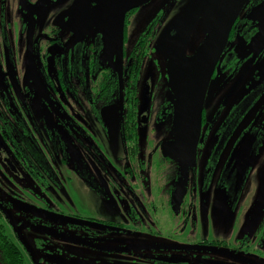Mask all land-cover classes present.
<instances>
[{"label": "flooded vegetation", "instance_id": "af4514ba", "mask_svg": "<svg viewBox=\"0 0 264 264\" xmlns=\"http://www.w3.org/2000/svg\"><path fill=\"white\" fill-rule=\"evenodd\" d=\"M38 1L0 0V212L30 264L36 263L17 228L33 235L37 254L30 248L38 264H250L243 259L261 264L256 257L264 252V210L256 243L249 234L236 248L225 240L189 245L186 239L200 201L211 190L230 208L239 204L244 171L251 169L246 162L264 142V11H258L264 0H248L232 28L208 87L193 156L186 149L165 153L161 148L166 141L189 138L182 118L190 108L179 107L181 91L177 97L166 65L169 99L155 103L156 66L146 61L157 36L156 22L129 47L131 18L141 7L124 14L123 0H68L60 2L65 6L59 11L49 12L58 3L50 0L55 3L46 2L33 13ZM219 6L211 9L212 17ZM119 45L122 91L114 68ZM195 79L197 74L186 75L183 82ZM114 103L125 151L121 168L109 160L93 127L99 123L105 131L101 137L109 139L101 110ZM155 135L160 140L154 141L150 155L157 156V166L169 169L162 186L141 156L143 143H151ZM72 179L79 184L73 190L77 198L85 190L117 214L106 219L95 213L96 206L88 214L57 208L47 191ZM222 248L223 255L210 250Z\"/></svg>", "mask_w": 264, "mask_h": 264}, {"label": "rangeland", "instance_id": "374dc122", "mask_svg": "<svg viewBox=\"0 0 264 264\" xmlns=\"http://www.w3.org/2000/svg\"><path fill=\"white\" fill-rule=\"evenodd\" d=\"M65 1L67 2L68 0H56L55 2L58 3L54 5L51 4L55 2H47L51 5L49 7V12L59 11V9L65 6L63 5ZM202 1L203 0H151L149 3L143 5L131 18L132 23L130 27L129 47L131 45L133 46L137 37L145 31L149 25L156 22L155 27L157 28V36L154 41L153 50H151L150 53L151 58L146 61V65L150 64L149 67L156 66L153 83L154 96H157L155 103L159 98H161L160 102L162 103L169 99L168 83L164 77V68L167 61L171 57L191 54L200 47L206 37L210 22L209 18L206 15H203L195 24L189 38L187 40L184 39V22L192 10ZM48 4L44 5L42 10H44ZM46 11L48 13V9ZM101 118L108 125L106 134H109V139H103L101 137L105 136V131H103L99 123L95 122L93 127L95 131L98 132L97 142L102 146L103 151L109 156V160L116 167L121 168L123 166V161L125 162V151L123 149L121 138L120 115L117 104L114 103L109 107L104 108L103 111L101 110ZM158 140L160 139L156 136L155 140H150L151 143L148 144L147 142H144L142 148L143 155L141 156L142 159L146 160L148 163L150 162L147 166V171L152 166L154 173L151 175L154 174V179L162 186L165 184V182L162 183V180L168 178L169 169L167 165L157 166V156H152V153L150 155V152L155 151L156 148L154 141ZM246 165L248 168L251 167V169L249 171H244L245 186L241 193L239 204L236 207L230 208V206H227V202L224 200L223 196H218L215 191L211 190L209 195H207V198L205 196L204 201H200V212L194 213L195 223L192 226L190 238L186 239L189 245L192 243L194 244L201 239L225 240L229 242V245L236 248L240 243L242 244V241L246 236L245 234L251 236L254 241L253 243L257 242L255 233L258 229L261 218L256 220L252 209L254 201L262 190L264 183V142L259 153L250 156L249 162H246ZM218 173L217 170L213 176L214 183L218 179ZM154 179L151 178L152 181H154ZM63 181H66L65 178ZM63 186L64 187L61 189L57 186L52 187L47 192L56 202L57 208L65 210L66 213L75 214V212H81L88 214V211L94 210L96 206L95 213L99 214L100 217L109 219L112 213L117 214V210L110 204L106 202L103 203L98 198H95V195L90 197L89 192L85 190H82L81 193L83 195L77 198L78 191H76V195L73 194V190L79 187L77 179H72L71 182L68 181ZM69 191V195L65 197ZM72 195H74V197ZM148 197L150 198L152 196L148 195ZM198 197H200V195ZM94 203H97V205H94ZM9 214L18 220L15 211L11 210ZM21 218L24 217L21 216ZM5 227L7 233L16 242L15 239H17V236L16 233L11 230V225L6 222ZM33 231H36L37 233L36 228ZM20 235L37 254V249H35L33 243V235L28 233L24 227L22 228ZM254 247L255 244H253L251 251H253ZM223 250L226 251L224 248L220 251L224 252ZM261 255L262 257H256V261L264 264V252H262ZM215 258L222 259L223 257L216 255Z\"/></svg>", "mask_w": 264, "mask_h": 264}, {"label": "water", "instance_id": "95a60500", "mask_svg": "<svg viewBox=\"0 0 264 264\" xmlns=\"http://www.w3.org/2000/svg\"><path fill=\"white\" fill-rule=\"evenodd\" d=\"M48 1L50 0H39L38 2H36L33 6V13L36 12L42 4ZM150 1L151 0H123L121 1L123 3V13L125 14L132 9L142 7ZM247 2L248 0H204L190 13L186 24L184 36L185 40L189 38L190 33L194 28L195 24L203 15L207 14V17L211 19V24L208 28L206 37L204 38L203 42L201 43L200 47L197 49L195 54L191 56H175L171 57L167 61L166 69L168 79L171 85L175 88L177 97H179V95L181 94V97H179L178 99V105L179 107L181 106L185 109L190 108V112L189 114L186 113V115H184V117L182 118V125L183 127H185V129H187L189 138L184 142H164L161 148L165 153L175 152L178 149H186L189 151V154L191 156L194 155L201 136L202 113L211 78L216 69L217 63L219 62L222 54L224 53L227 47L232 28ZM218 4H220V6L217 12L215 13L214 17H212L211 9ZM261 10L264 11V3L258 9V11ZM30 31L31 30L29 29V35ZM120 34H122L121 29ZM262 47L260 49H262ZM122 52L123 48L120 46L117 52V61L114 65L115 71L116 73H118L119 76L120 91H122ZM28 54L30 59L32 60V50L30 43ZM192 74H197V79L190 82H183L186 75L190 77ZM184 88H186L185 91ZM178 90L181 91L180 94ZM145 101H147V99ZM187 101L189 102V107L185 106V103ZM27 209L34 213L48 215L51 218L55 217L53 216V214H49L46 211H42L38 208L27 207ZM252 210L254 216H257L258 219L261 218V215L264 210V188L262 189L260 197L254 204ZM56 216H58V218L61 220L67 219L63 216ZM17 233L27 252L31 255L34 262L38 264L30 246L21 237L19 228H17ZM58 237L62 239H68L67 237H64L62 235ZM210 250L214 252H221L220 250L216 249ZM223 253L224 252H221L220 254L223 255ZM243 260L250 264H257L250 260Z\"/></svg>", "mask_w": 264, "mask_h": 264}, {"label": "trees", "instance_id": "16d2710c", "mask_svg": "<svg viewBox=\"0 0 264 264\" xmlns=\"http://www.w3.org/2000/svg\"><path fill=\"white\" fill-rule=\"evenodd\" d=\"M2 215L0 212V264H29L21 247L7 233Z\"/></svg>", "mask_w": 264, "mask_h": 264}]
</instances>
